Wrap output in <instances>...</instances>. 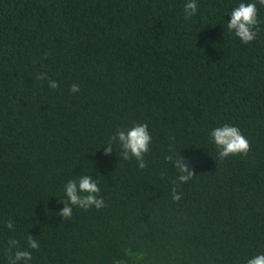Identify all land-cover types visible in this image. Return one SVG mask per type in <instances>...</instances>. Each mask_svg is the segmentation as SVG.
I'll use <instances>...</instances> for the list:
<instances>
[{"label": "trees", "instance_id": "16d2710c", "mask_svg": "<svg viewBox=\"0 0 264 264\" xmlns=\"http://www.w3.org/2000/svg\"><path fill=\"white\" fill-rule=\"evenodd\" d=\"M240 3L258 10L246 45L227 28ZM144 123L141 169L118 133ZM224 124L247 138L246 156L219 160L210 133ZM177 160L193 173L186 183ZM85 176L105 207L58 215L67 184ZM261 254L258 0H0V264H247Z\"/></svg>", "mask_w": 264, "mask_h": 264}, {"label": "clouds", "instance_id": "9594fccd", "mask_svg": "<svg viewBox=\"0 0 264 264\" xmlns=\"http://www.w3.org/2000/svg\"><path fill=\"white\" fill-rule=\"evenodd\" d=\"M258 3L261 6H264V0H258ZM198 5L195 2H190L185 7V19H188L190 16L194 15ZM257 4L256 3H240L238 7L234 8L231 12V20L227 24V28L230 32L234 31L235 36L241 41L242 44H249L253 41L259 31L257 28L258 19H257ZM257 28V32H253L252 29ZM43 79V77H38ZM49 88L56 89L58 84L53 81L49 85ZM70 91L75 93L79 91V87L76 84H73L70 88ZM118 139L121 143V146L125 150V159H128L130 154L137 161H141L139 167L143 169L145 164L142 162L144 154L148 151L149 144L152 140L151 135L148 131V125L136 124L133 125L130 130L127 131V134L123 131L118 133ZM211 142L214 143L216 149L219 152V160H224L229 156H246L250 150V143L247 138L241 133V131L234 126L229 124H224L221 127H217L210 133ZM111 149H105V154L107 155ZM176 166L179 168L180 172L183 173L178 177L181 183H186L189 179L192 178L193 173L190 170L189 166L182 163L180 160H177ZM85 193L86 195H78L77 192ZM100 192V188L97 187V183L92 181L88 176L80 179L78 188L77 184L74 181H70L66 186V196L68 198L67 203L58 215L69 218L72 216V207L69 205L77 206L80 209L85 211L90 208H95L100 210L105 207V202L103 198L98 199L96 194ZM173 201H179L180 196L176 194V189H172ZM29 246L33 249H38V244L35 240L29 237ZM25 257L31 259L29 253L21 252L17 253V258ZM138 259L143 258V253L140 254ZM119 264V262H116ZM247 264H264V254L256 255L255 257L249 259Z\"/></svg>", "mask_w": 264, "mask_h": 264}]
</instances>
